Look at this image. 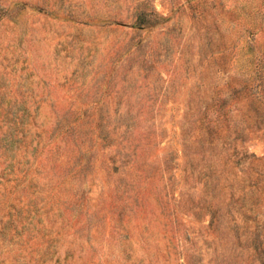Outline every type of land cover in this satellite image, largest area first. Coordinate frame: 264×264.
Masks as SVG:
<instances>
[{"label": "rangeland", "instance_id": "1", "mask_svg": "<svg viewBox=\"0 0 264 264\" xmlns=\"http://www.w3.org/2000/svg\"><path fill=\"white\" fill-rule=\"evenodd\" d=\"M0 264H264V0H0Z\"/></svg>", "mask_w": 264, "mask_h": 264}]
</instances>
